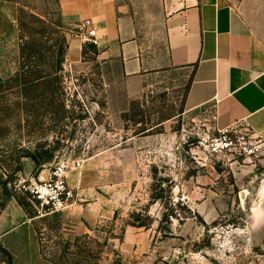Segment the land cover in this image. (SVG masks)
<instances>
[{"label": "rangeland", "instance_id": "rangeland-1", "mask_svg": "<svg viewBox=\"0 0 264 264\" xmlns=\"http://www.w3.org/2000/svg\"><path fill=\"white\" fill-rule=\"evenodd\" d=\"M229 1L264 9V0ZM0 32V205L24 202L43 255L57 264H264V240L249 226L264 199V144L243 124L225 139L212 106L186 108L191 68L157 67L140 80L89 49L70 66L65 36L79 30L62 22L58 0H0ZM76 159L105 216L69 240L65 211L50 213L28 187ZM0 264H9L1 246Z\"/></svg>", "mask_w": 264, "mask_h": 264}, {"label": "crops", "instance_id": "crops-1", "mask_svg": "<svg viewBox=\"0 0 264 264\" xmlns=\"http://www.w3.org/2000/svg\"><path fill=\"white\" fill-rule=\"evenodd\" d=\"M58 2L65 25L80 32L85 21L94 23L99 58L120 60L123 74L140 80L157 67L191 68L186 108L212 106L218 131L247 125L264 144V9L250 13L245 3L238 7L229 0ZM2 36L8 33L0 32ZM66 37L65 60L77 65L84 58L85 44L77 35ZM45 173L38 180H44ZM68 184L77 194L76 204L63 213L71 240L95 228L105 209L97 188L87 187L82 169L68 173ZM249 226L255 242L262 243L264 199ZM143 241L148 247L150 241L144 236ZM134 244L137 258L143 247ZM0 246L11 254L13 264H57L43 255L33 222L16 200L0 212Z\"/></svg>", "mask_w": 264, "mask_h": 264}, {"label": "built area", "instance_id": "built-area-1", "mask_svg": "<svg viewBox=\"0 0 264 264\" xmlns=\"http://www.w3.org/2000/svg\"><path fill=\"white\" fill-rule=\"evenodd\" d=\"M78 38L83 44L97 45V29L91 20L85 21L83 29L80 30ZM232 130L228 128L220 131L227 138ZM253 152V150L251 151ZM82 159L63 160L46 170L44 180H36L28 187L32 197L40 202L41 206L48 209L50 213H59L71 209L77 200L75 189L68 184V173L82 169Z\"/></svg>", "mask_w": 264, "mask_h": 264}, {"label": "trees", "instance_id": "trees-1", "mask_svg": "<svg viewBox=\"0 0 264 264\" xmlns=\"http://www.w3.org/2000/svg\"><path fill=\"white\" fill-rule=\"evenodd\" d=\"M88 49L89 50H91L93 53H95V54H98V47L96 46V45H91V44H86L85 46H84V48H83V55L84 56H86L87 55V51H88ZM65 56V54H63V57ZM45 79V77H39V78H37L35 81H43ZM143 132H145V130H143L141 133H143ZM33 159H34V161L36 162V163H38V161L33 157ZM18 202H19V204L24 208L25 207V204H24V202L22 201V200H18ZM5 207V204H2V205H0V212H1V210L3 209ZM136 226V225H135ZM137 226H139V227H142V226H146V225H144V224H139V225H137ZM1 249H2V251L7 255V257L9 258V264H13L12 263V257H11V254L7 251V250H5V249H3L2 247H1Z\"/></svg>", "mask_w": 264, "mask_h": 264}, {"label": "water", "instance_id": "water-1", "mask_svg": "<svg viewBox=\"0 0 264 264\" xmlns=\"http://www.w3.org/2000/svg\"><path fill=\"white\" fill-rule=\"evenodd\" d=\"M46 177L44 176V179H45Z\"/></svg>", "mask_w": 264, "mask_h": 264}]
</instances>
